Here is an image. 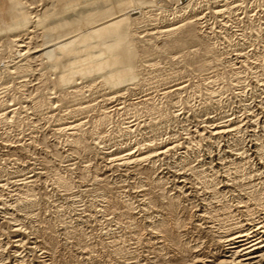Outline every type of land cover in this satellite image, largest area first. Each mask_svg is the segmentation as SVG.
Instances as JSON below:
<instances>
[{
	"label": "rangeland",
	"instance_id": "374dc122",
	"mask_svg": "<svg viewBox=\"0 0 264 264\" xmlns=\"http://www.w3.org/2000/svg\"><path fill=\"white\" fill-rule=\"evenodd\" d=\"M0 186V264L219 253L264 216V0H0Z\"/></svg>",
	"mask_w": 264,
	"mask_h": 264
},
{
	"label": "bare ground",
	"instance_id": "6f19581e",
	"mask_svg": "<svg viewBox=\"0 0 264 264\" xmlns=\"http://www.w3.org/2000/svg\"><path fill=\"white\" fill-rule=\"evenodd\" d=\"M15 1V0H14ZM41 3V2H40ZM8 6V5H7ZM14 7L15 5L14 4H11L10 5V7ZM21 7V6H20ZM15 9H16V11H17V14H16V17L14 16V20H16V21H18L17 23H15L14 25H12V26H14V29H11L10 27V30H16L15 32H17V30H25L26 32H27V30H29V23L30 22H28V20H29V18L28 17H30L29 15V13H25V16H26V14H28L26 17H27V19L28 20H26V22H24L23 20H24V18H25V16H24V13H22L21 11L22 10H18L17 8H16V6L14 7ZM13 8V9H14ZM117 8V7H116ZM115 8V9H116ZM122 9H123V6H122ZM8 10V9H7ZM10 10V9H9ZM117 10V9H116ZM110 11V10H109ZM114 11V10H113ZM113 11L112 12H110V13H113ZM118 11V10H117ZM102 12V11H101ZM104 12V11H103ZM108 12V11H107ZM119 12V11H118ZM105 13V12H104ZM109 13V12H108ZM12 14V13H11ZM97 14V13H96ZM99 14V13H98ZM101 14V13H100ZM99 14V15H100ZM116 14H117V12H116ZM13 15H14V13H13ZM99 15H97V16H99ZM112 15V14H111ZM24 16V17H23ZM109 16V15H108ZM114 16V15H113ZM113 16H111V17H113ZM116 16V15H115ZM114 16V17H115ZM13 17V16H12ZM103 17V16H102ZM105 18H106V16H105ZM26 19V18H25ZM30 19H31V17H30ZM107 19H108V17H107ZM113 19V18H112ZM120 19V18H119ZM13 20V19H12ZM32 20V19H31ZM69 20V19H68ZM22 21L24 22V23H22ZM117 19H113V23H111L112 25L110 26L109 25V27L111 28V29H113V30H117V27H118V23H117ZM188 21H192L193 22V20H188ZM187 21V22H188ZM66 22H67V20H66ZM72 22V21H71ZM71 22H68V23H71ZM187 22H185V23H187ZM13 23V22H12ZM185 23H183V24H185ZM189 23V22H188ZM3 24V23H2ZM6 25V24H5ZM11 25V24H10ZM33 26V25H32ZM60 26V25H59ZM176 26H177V24H176ZM176 26H175V28H176ZM181 26H185V25H182L181 24ZM180 26V27H181ZM49 27V26H48ZM58 27V26H57ZM8 28V27H7ZM174 28V27H173ZM182 28V27H181ZM185 28V27H184ZM45 29V28H44ZM47 29V28H46ZM110 29V30H111ZM169 29V28H168ZM167 29V30H168ZM187 29V28H186ZM185 29V30H186ZM6 30V29H5ZM22 30V31H23ZM166 30V29H165ZM174 30V29H173ZM172 30V28H171V30L170 31H173ZM176 30V29H175ZM178 30V29H177ZM7 31V30H6ZM159 31V30H158ZM157 31V32H158ZM164 31V30H163ZM162 31V32H163ZM169 31V32H170ZM186 31H189V30H186ZM14 32V33H15ZM26 32H23L24 34L26 33ZM50 32V31H49ZM152 32V31H151ZM161 32V33H162ZM181 32V31H180ZM183 32V31H182ZM13 33V34H14ZM107 33V32H106ZM184 33V32H183ZM186 33V32H185ZM195 33V32H194ZM32 34V33H31ZM155 34V33H154ZM175 34V33H174ZM182 34V33H181ZM215 34V33H214ZM10 35H12V34H10ZM15 35V34H14ZM157 35V34H156ZM155 35V36H156ZM159 35H160V33H159ZM176 35V34H175ZM175 35H174V37H175ZM183 35V34H182ZM185 35V34H184ZM197 35V34H196ZM167 36H170V34L169 35H167ZM14 39H13V41H12V43L14 44V45H17L18 47H24V46H22V45H20V43H22V41L23 40H21L20 39V37H19V35H15V36H12ZM171 38V37H170ZM194 38V35H192L191 33L189 34H186V36H184V37H178L177 39H175V42H174V44L175 45H186V43H188L189 41L191 42V40ZM59 39V38H58ZM100 39V38H99ZM157 39V38H156ZM12 40V39H11ZM204 40V39H203ZM194 41H195V39H194ZM201 41V40H200ZM119 43V42H118ZM23 44V43H22ZM24 45V44H23ZM109 45V44H108ZM111 45V44H110ZM115 45H116V43H115ZM122 45V44H121ZM174 45V46H175ZM34 46V45H33ZM112 46V45H111ZM107 47V46H106ZM116 46H114V48H115ZM2 49V48H1ZM25 49V48H24ZM107 49H108V47H107ZM116 50H117V48H115ZM124 49V48H123ZM13 50H15V48L13 49ZM27 50V49H26ZM119 50V49H118ZM109 51H110V49H109ZM208 51V50H207ZM24 52V51H23ZM118 52V51H117ZM129 52H131V51H129ZM209 52V51H208ZM22 54V53H21ZM27 55V54H26ZM211 55V54H210ZM117 56V55H116ZM113 57V56H112ZM114 59V58H113ZM118 59H119V61H118V63L120 62L121 63V65H122V68L123 69H127L128 67H129V65H130V61H129V55H128V50L126 51L125 49H124V51H122V49H121V52L119 53V57H118ZM50 60H51V58H50ZM31 62V61H30ZM29 65V64H28ZM83 79V78H82ZM65 81V80H64ZM66 84V83H65ZM52 92V91H51ZM211 94V93H210ZM214 94V93H213ZM14 100V99H13ZM23 109V108H22ZM107 117V116H106ZM102 120V119H101ZM108 120V119H107ZM79 123V122H78ZM80 124V123H79ZM78 124V125H79ZM83 125V124H82ZM74 126V125H73ZM77 126V125H76ZM76 126H75V128H76ZM80 126V125H79ZM78 126V127H79ZM99 127V126H98ZM128 127V126H127ZM73 128V127H72ZM71 128V129H72ZM82 129H83V126L81 127ZM126 129V128H125ZM130 130V129H129ZM73 131V130H72ZM81 131V130H80ZM132 131V130H131ZM138 131V130H137ZM223 131V130H222ZM225 131V130H224ZM228 131V130H227ZM127 131H125V133H126ZM69 133V132H68ZM129 133V132H128ZM215 133H217V132H215ZM225 133V132H224ZM222 134V133H221ZM213 135V134H212ZM215 135V134H214ZM210 136V135H209ZM215 137V136H214ZM214 137H212V138H214ZM154 145H155V143H154ZM148 146H151V145H148ZM157 146V145H156ZM149 148V147H148ZM141 149V148H140ZM139 149V150H140ZM147 149V148H146ZM150 149V148H149ZM168 149H170V148H167V150ZM139 152V151H138ZM151 152V151H150ZM160 152V151H159ZM169 152V151H168ZM153 153V152H152ZM151 153V154H152ZM148 154V153H147ZM159 154V153H158ZM157 154V155H158ZM127 155V154H126ZM126 155H124L125 156V158H123L122 156V160H123V164H125V165H132L133 163H139V162H141V161H144V160H147V159H149V158H151V157H153V156H150V157H144V155L143 154H138V155H136V154H133V153H131V154H128L127 156ZM150 155V154H149ZM148 155V156H149ZM159 156V155H158ZM162 156V155H161ZM120 157V158H121ZM159 158V157H158ZM119 159V158H118ZM117 159V160H118ZM135 165V164H134ZM124 166V165H123ZM27 180V179H26ZM259 186V185H258ZM1 187V186H0ZM5 187V186H4ZM239 196V195H238ZM257 198V197H256ZM256 198H254V199H256ZM253 199V200H254ZM260 199V198H259ZM258 199V200H259ZM244 201V200H243ZM256 201V200H255ZM262 201V200H261ZM245 205V204H244ZM263 206V205H262ZM169 207V206H168ZM248 207V206H247ZM163 208V207H162ZM234 208V207H233ZM251 208V207H250ZM246 209H248V208H246ZM246 209H245V212H246ZM258 209H259V207H258ZM262 209V208H261ZM237 210H238V208H237ZM257 210V209H256ZM263 210V209H262ZM241 211H243V210H241ZM250 211V210H249ZM259 211V210H258ZM147 212V211H146ZM252 212V211H251ZM254 212H255V210H254ZM257 212V211H256ZM241 213V212H240ZM249 213V212H248ZM264 213V212H263ZM244 215V214H243ZM252 215V214H251ZM248 216H250V215H248ZM255 216V215H254ZM261 216V215H260ZM257 217V218H254V219H248L247 220V223L246 224H244V225H241L240 226V228H238V229H234V230H232V229H230L229 231L228 230H226L227 232H225V233H222L221 235H223L222 236V238H221V240H220V246H219V248L221 249L220 250V252L219 253H216V254H214V255H212V256H204L205 255V253L202 255L201 254V256L199 255L200 253H198L197 255H195L194 257H193V259H192V261H191V264H264V216L263 217ZM213 217V216H212ZM252 217V216H251ZM201 218V217H200ZM203 218V217H202ZM167 219V218H166ZM218 219V218H217ZM224 221V220H223ZM154 225V224H153ZM162 225V224H161ZM205 225V224H204ZM176 226V225H175ZM168 228H170V227H168ZM185 229V228H184ZM225 229V228H224ZM146 230V229H145ZM161 231V230H160ZM235 231H237V232H235ZM147 232V231H146ZM142 233H144V232H142ZM172 233H173V229H172ZM141 234V233H140ZM146 234V233H145ZM144 234V235H145ZM155 234V233H154ZM180 234V233H179ZM165 235V234H164ZM172 235V234H171ZM168 236V235H167ZM142 237V236H141ZM161 238V237H160ZM170 238V237H169ZM172 238V237H171ZM156 239H158V238H156ZM168 239V238H167ZM142 240V239H141ZM152 240V239H151ZM161 240V239H160ZM159 240V241H160ZM165 241V240H164ZM141 242V241H140ZM169 243H171V242H169ZM174 244V243H173ZM179 244V243H178ZM202 247V246H201ZM38 250V249H37ZM194 250V249H193ZM161 252H163V251H161ZM186 252H187V250H186ZM222 252V254L220 255V256H217V255H219L220 253ZM44 255V254H43ZM207 255V254H206ZM167 256V255H166ZM191 260V259H190ZM187 261V260H186ZM130 262V261H129ZM160 263V262H159ZM181 264V263H180Z\"/></svg>",
	"mask_w": 264,
	"mask_h": 264
}]
</instances>
